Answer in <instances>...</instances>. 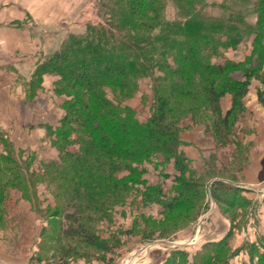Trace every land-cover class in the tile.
Masks as SVG:
<instances>
[{"label":"rangeland","instance_id":"1","mask_svg":"<svg viewBox=\"0 0 264 264\" xmlns=\"http://www.w3.org/2000/svg\"><path fill=\"white\" fill-rule=\"evenodd\" d=\"M108 2L0 0V192L5 200L0 208V264H38L39 257L42 264H60L64 253L58 249L72 251L64 259L67 264H193L209 253L219 255L212 264H264V172L254 176L251 165L260 155L249 142V137L258 138L264 154V105L258 98V90L264 89L258 79L264 78V0H204L207 6L198 7L203 16L220 19L240 12L244 25L250 26L237 48L220 49L221 58L214 59L235 68L207 80L194 76L196 81H185L170 75L167 84L162 82L169 91L170 81L183 84L174 89L177 94L172 96L167 124L174 125L173 134L182 143L178 152L186 164L182 179L194 178L198 192L205 196L191 210L168 217L154 196L143 199L142 193L151 186L161 187L159 196L164 203L176 196L173 180L181 173L174 159L166 161L165 154L157 152L144 165V183L130 187L122 203L126 193L120 189L114 193L110 187L117 181L101 178L92 184L87 177L93 176L74 166L82 152L77 142L63 148L50 136L72 107L66 105L69 97L55 92L59 76L41 75L39 67L59 51L69 35L85 34L88 25L102 22V14L113 4ZM164 4L162 24L183 17L186 7L182 1L166 0ZM165 62L177 66L173 57L167 56ZM168 70L163 74H169ZM248 78L244 109L229 135L232 143L223 146L214 132L216 117L205 87L214 83L220 89ZM138 84L130 97L112 89L107 94L147 124L157 107L155 86L151 78ZM237 166L242 167L241 174L235 173ZM220 181L236 182L240 192L218 187L215 196L207 185ZM247 181H259L257 188L263 192L253 193L255 187L245 186ZM100 183L109 189L103 191ZM252 193L257 197L252 199ZM240 200L249 204L241 208ZM65 206L67 213L108 244L107 251L54 231L56 224H69L62 214L54 215L56 208Z\"/></svg>","mask_w":264,"mask_h":264},{"label":"trees","instance_id":"2","mask_svg":"<svg viewBox=\"0 0 264 264\" xmlns=\"http://www.w3.org/2000/svg\"><path fill=\"white\" fill-rule=\"evenodd\" d=\"M109 1V5L113 3L111 8H108L109 11L105 10L104 14L102 10L100 12L102 22L98 25H88L85 34L69 35L59 51L39 67L41 75L59 76L55 92L69 97L66 105L72 107L70 114L63 119L61 127L50 132V136L54 137L55 144H61L63 148L64 145L77 142L82 152L77 155L74 166L90 173L93 177L87 178L92 184L101 178L117 181V184L110 187L113 192L120 189L122 193H126L120 199L122 203L126 201L130 187L144 183V165L148 164L157 152L162 151L166 161L175 160L176 169L181 173L180 177L173 180L172 191L175 190L177 194L164 203L159 196L163 193L162 188L151 186L142 193V197L150 199L154 196L164 207L167 217L189 211L196 200H203L205 196L198 192L194 178L187 182L182 179L186 172L184 158L178 153L182 143L179 137L173 134L171 128L174 125L167 124L172 98L177 94L174 89L183 84L170 81L169 91L162 86V82L167 84L170 75L175 78L180 76L185 81H196L194 76L207 80L232 70L235 68L233 64L225 62L221 65L214 62V59L221 58L220 49L237 48L244 35L250 32V26L244 25L240 12L236 15L233 12L220 19L203 16L198 7L207 6L204 0H178V3L182 1L186 9L183 17L173 24H162L160 12L166 0ZM167 56L173 57L176 67H171L165 62ZM167 69L169 74H163L162 71ZM251 76L252 74L249 75L250 78ZM146 78H151L154 83L157 107L148 123L143 124L131 109L123 106L118 100L111 99L107 90L112 89L115 93L130 97L137 92L138 82ZM258 79L262 80L264 88V78ZM249 88V78L220 89H217L214 83L205 87L207 101L216 117L214 132L223 146L232 143L229 142V135L238 115L244 109V99L249 93ZM227 95L232 99V107L224 113L222 99ZM258 98L264 105V89L258 90ZM241 168L235 167V173L239 171L241 174ZM232 180L236 181V178L233 177ZM234 181L228 182L234 184ZM120 183L122 186L118 187ZM202 183L205 185V182ZM230 183L220 181L216 185L211 182L207 187L210 186L215 196L218 187L237 193L240 189ZM102 188L105 191L109 186ZM236 197L238 199L237 195L234 196L235 199ZM4 202L0 192V208ZM240 204V207L244 208L249 203L240 200ZM68 208H56L54 215L59 217L62 214L69 224H56L54 231L59 230L61 235L81 245L84 243L107 251L108 244L75 215L67 213ZM52 242L54 243V239L49 238V243ZM57 251L64 253L60 264H67L64 259L68 258L72 251ZM209 255L203 257L200 263L199 259H196L197 262L193 264H212L218 261L219 255ZM38 261V264L43 262L40 257Z\"/></svg>","mask_w":264,"mask_h":264},{"label":"crops","instance_id":"3","mask_svg":"<svg viewBox=\"0 0 264 264\" xmlns=\"http://www.w3.org/2000/svg\"><path fill=\"white\" fill-rule=\"evenodd\" d=\"M230 105H231V97L229 96H227V97H225L224 98V102H223V104H222V108H223V110L225 111V112H227L231 107H230ZM254 137H255V135H254ZM249 142H251V143H253V147H252V149H253V151H254V153L257 155V154H259L260 155V158L258 157L257 158V160L251 165V169L253 170V171H255V177H258V176H260L261 177V174L264 172L263 171V169H264V158H262V155H264V154H262V150H263V148L261 147V146H259V144H258V138H252V137H249ZM262 143V142H261ZM263 144V143H262ZM195 147V146H194ZM196 150L197 151H199V155H200V158H203L204 157V155L202 156V153L200 152V150L198 149V148H196ZM244 180V179H243ZM260 180V179H259ZM226 183H230V182H228V181H226ZM260 182L258 181H250V182H246L245 183V186H249V187H251V186H253V187H255V189L254 190H251V191H253V193H258V194H260V193H262L263 192V190L262 189H259V188H257L258 186V184H259ZM230 184H232L233 186H235L236 187V183H230ZM260 185V184H259ZM246 188H248V187H246ZM257 188V189H256ZM252 193V196H251V198L252 197H254V196H256L257 197V195H255V194H253ZM252 199H254V198H252ZM5 264V263H4Z\"/></svg>","mask_w":264,"mask_h":264}]
</instances>
